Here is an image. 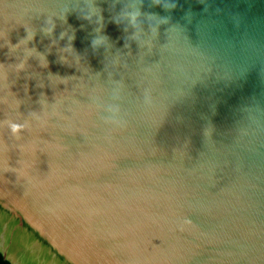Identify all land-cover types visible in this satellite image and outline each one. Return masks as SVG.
<instances>
[{"label": "water", "instance_id": "1", "mask_svg": "<svg viewBox=\"0 0 264 264\" xmlns=\"http://www.w3.org/2000/svg\"><path fill=\"white\" fill-rule=\"evenodd\" d=\"M0 264H264V0H0Z\"/></svg>", "mask_w": 264, "mask_h": 264}]
</instances>
